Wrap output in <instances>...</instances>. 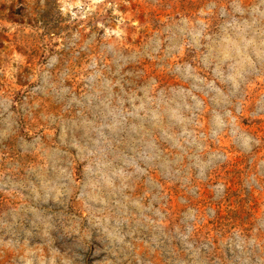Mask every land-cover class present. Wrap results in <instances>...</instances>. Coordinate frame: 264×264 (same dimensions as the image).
<instances>
[{"label":"rangeland","instance_id":"rangeland-1","mask_svg":"<svg viewBox=\"0 0 264 264\" xmlns=\"http://www.w3.org/2000/svg\"><path fill=\"white\" fill-rule=\"evenodd\" d=\"M0 264H264V0H0Z\"/></svg>","mask_w":264,"mask_h":264},{"label":"clouds","instance_id":"clouds-1","mask_svg":"<svg viewBox=\"0 0 264 264\" xmlns=\"http://www.w3.org/2000/svg\"><path fill=\"white\" fill-rule=\"evenodd\" d=\"M149 166L151 167V166H153V165H152L151 163H149ZM92 187L95 189V188H98L99 185H98V184H93Z\"/></svg>","mask_w":264,"mask_h":264}]
</instances>
